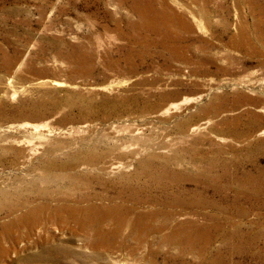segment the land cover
<instances>
[{"label":"rangeland","instance_id":"1","mask_svg":"<svg viewBox=\"0 0 264 264\" xmlns=\"http://www.w3.org/2000/svg\"><path fill=\"white\" fill-rule=\"evenodd\" d=\"M0 264H264V0H0Z\"/></svg>","mask_w":264,"mask_h":264}]
</instances>
